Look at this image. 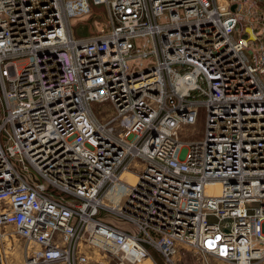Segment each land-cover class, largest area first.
Masks as SVG:
<instances>
[{
	"label": "built area",
	"instance_id": "built-area-1",
	"mask_svg": "<svg viewBox=\"0 0 264 264\" xmlns=\"http://www.w3.org/2000/svg\"><path fill=\"white\" fill-rule=\"evenodd\" d=\"M0 136L24 264L263 260L264 0H0Z\"/></svg>",
	"mask_w": 264,
	"mask_h": 264
},
{
	"label": "rangeland",
	"instance_id": "rangeland-1",
	"mask_svg": "<svg viewBox=\"0 0 264 264\" xmlns=\"http://www.w3.org/2000/svg\"><path fill=\"white\" fill-rule=\"evenodd\" d=\"M99 14V16L97 15ZM103 16V9L101 6L92 5L90 7V12L86 15H77L69 17V23L74 36L89 34L94 32L98 26ZM100 20V21H99ZM94 106V105H93ZM203 128V112L199 111L198 117L194 123L187 124V131H196L197 135H201V130ZM192 132V133H193ZM2 139V137L0 136ZM122 175L124 178H128V172L123 171ZM128 180V179H127ZM101 214V213H99ZM103 218L113 225L119 226L121 228L129 229L135 231L134 226L117 216L103 212ZM5 232L4 236H0V264H24L27 254L31 252L35 245L27 241L21 236L16 235L12 231L11 226H6L4 228L0 227V234ZM88 249V260L86 264H102L97 262L99 258L98 251L95 247L90 246ZM154 255L159 262V264H167L163 258L154 252ZM115 258V257H114ZM114 260H111L112 262ZM150 264H157L154 258H151ZM209 264H228L224 261L209 258ZM40 264V263H33ZM137 264H147L146 262H139ZM176 264H198L195 254L186 248L180 247L178 250V258Z\"/></svg>",
	"mask_w": 264,
	"mask_h": 264
},
{
	"label": "bare ground",
	"instance_id": "bare-ground-1",
	"mask_svg": "<svg viewBox=\"0 0 264 264\" xmlns=\"http://www.w3.org/2000/svg\"><path fill=\"white\" fill-rule=\"evenodd\" d=\"M248 30H250V29L248 28ZM250 31H251V30H250ZM126 172H127V171H126ZM127 176H128V178H127L128 180H127V179H126V180H127L128 182H132L133 179H134V176H133L131 173H129V172H128V175H127ZM120 178H124L123 175H122V173L120 174ZM142 262H146L147 264H150V263H151L150 260H149L148 258L143 259Z\"/></svg>",
	"mask_w": 264,
	"mask_h": 264
},
{
	"label": "crops",
	"instance_id": "crops-1",
	"mask_svg": "<svg viewBox=\"0 0 264 264\" xmlns=\"http://www.w3.org/2000/svg\"><path fill=\"white\" fill-rule=\"evenodd\" d=\"M254 264H264V259L261 260V261H257V262H255Z\"/></svg>",
	"mask_w": 264,
	"mask_h": 264
},
{
	"label": "trees",
	"instance_id": "trees-1",
	"mask_svg": "<svg viewBox=\"0 0 264 264\" xmlns=\"http://www.w3.org/2000/svg\"><path fill=\"white\" fill-rule=\"evenodd\" d=\"M152 257L154 258L155 262H156L157 264H159V262L157 261L155 255H154V252H152Z\"/></svg>",
	"mask_w": 264,
	"mask_h": 264
}]
</instances>
